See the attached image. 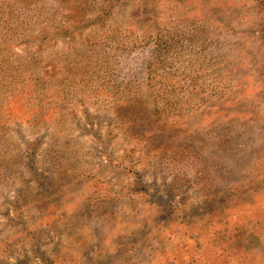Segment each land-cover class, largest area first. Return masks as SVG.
I'll return each mask as SVG.
<instances>
[{"label":"rangeland","instance_id":"1","mask_svg":"<svg viewBox=\"0 0 264 264\" xmlns=\"http://www.w3.org/2000/svg\"><path fill=\"white\" fill-rule=\"evenodd\" d=\"M0 264H264V0H0Z\"/></svg>","mask_w":264,"mask_h":264}]
</instances>
